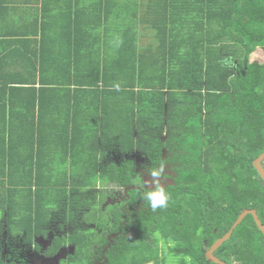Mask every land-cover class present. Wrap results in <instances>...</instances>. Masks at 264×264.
I'll use <instances>...</instances> for the list:
<instances>
[{
  "label": "trees",
  "instance_id": "obj_1",
  "mask_svg": "<svg viewBox=\"0 0 264 264\" xmlns=\"http://www.w3.org/2000/svg\"><path fill=\"white\" fill-rule=\"evenodd\" d=\"M53 2L41 28H93L92 59L0 65V264L5 244L34 247L71 223L48 249L72 245L64 264H212L205 252L242 210L264 226L252 165L264 151V62H250L264 50V0ZM135 152L152 171L170 166L166 207L143 198L156 188L138 182ZM214 255L264 264L251 215Z\"/></svg>",
  "mask_w": 264,
  "mask_h": 264
},
{
  "label": "crops",
  "instance_id": "obj_2",
  "mask_svg": "<svg viewBox=\"0 0 264 264\" xmlns=\"http://www.w3.org/2000/svg\"><path fill=\"white\" fill-rule=\"evenodd\" d=\"M41 1L43 2V0H0V51L3 55L13 58L10 61L0 58V65L4 67L3 73L9 74L8 66L12 63H33L34 56L39 62V55H41L40 62L48 65L91 63L93 28H69L67 24L66 26L56 24L54 28H41V25L43 27L40 20ZM48 7L51 14L59 11V6L53 0H48ZM106 29L108 28H95V32H102L106 36ZM115 30L117 31V28ZM105 38L107 41V37ZM18 47L22 55H9ZM19 72L23 73L22 70ZM54 77L56 78L52 75L49 78L54 79Z\"/></svg>",
  "mask_w": 264,
  "mask_h": 264
},
{
  "label": "flooded vegetation",
  "instance_id": "obj_3",
  "mask_svg": "<svg viewBox=\"0 0 264 264\" xmlns=\"http://www.w3.org/2000/svg\"><path fill=\"white\" fill-rule=\"evenodd\" d=\"M137 152H135L133 155H132V160H133V163H134V166H136V161L134 159L135 157V154ZM142 159L145 160V164L142 166L144 171H147L148 174H151L152 173V170H151V167L147 164L146 162V159L143 158V156L139 153H137ZM163 168H167L169 173L170 174H166L164 173L163 171H161V175L159 177H155V178H159L163 181V183L160 185L162 188L164 187H167V185H170L172 184V179L174 177L172 171L170 170V166L168 165H163L161 167H159L157 169V171L163 169ZM135 172L137 173L138 175V182L140 183L141 187L145 190H153L156 188V186H146V184H144V181L142 180V174L141 173H138L136 168H135ZM131 187H134L136 188L135 186H127L123 189H120V190H117L113 193V196H111L112 198L108 197L104 203V206L107 205V204H120L123 202V200L127 197L126 196V193H127V190ZM78 227L76 226L75 224L71 223V224H68V225H65L62 227V229L60 228H52L49 233L47 234L46 238H36L34 240L35 242V246L37 247L35 249V246L32 247V246H28V245H25L23 243H19V242H15V243H10L9 246L7 247L6 244L4 245V251H3V256H5L6 259H4V264H28L27 261H26V256L23 258L24 254L26 255L27 251H30L29 253H32L33 255H35L36 257H41L45 260H49V259H55L56 257L59 256V253H61L62 251H65L64 253V256L59 258L57 261H56V264H64L66 263V261L68 260L69 256H71V253H72V245L70 244H65L63 246H61L56 252H54L53 254L49 253V247H50V243H51V240L54 239L55 237L57 238H60V237H63V238H66L68 234H71L74 229ZM55 231L53 233V231ZM50 235H52L50 237ZM116 237L115 234H111L108 236V241H110L111 239H114ZM39 240H42V241H45V240H48V245L46 247H42L40 244H39ZM104 252V251H103ZM104 259L103 258H99L97 259L94 264H103L105 263V260L103 261Z\"/></svg>",
  "mask_w": 264,
  "mask_h": 264
},
{
  "label": "rangeland",
  "instance_id": "obj_4",
  "mask_svg": "<svg viewBox=\"0 0 264 264\" xmlns=\"http://www.w3.org/2000/svg\"><path fill=\"white\" fill-rule=\"evenodd\" d=\"M250 62H258V63H263L264 62V50L261 48L256 49L251 55H250ZM135 161H136V170L138 173L142 174V180L144 181V184H146V186H157V184L161 185L163 183L164 180L159 179V178H154L151 174H148L147 171H144L143 169V165L145 164V160L142 159L137 153L135 154L134 157ZM162 171L166 174H170L167 168H163ZM53 231V230H52ZM55 231H53L54 233ZM55 234V233H54ZM52 235H50L51 237ZM39 244L42 247H46L48 245V240L42 241L39 240ZM30 251H27L26 255L24 254L23 258L26 256V261L28 264H56V261L64 256L65 251H62L61 253H59V256L56 257L55 259H49V260H45L41 257H36L35 255H33L32 253H29ZM169 262L174 263L175 259L173 257H169L168 258Z\"/></svg>",
  "mask_w": 264,
  "mask_h": 264
},
{
  "label": "water",
  "instance_id": "obj_5",
  "mask_svg": "<svg viewBox=\"0 0 264 264\" xmlns=\"http://www.w3.org/2000/svg\"><path fill=\"white\" fill-rule=\"evenodd\" d=\"M264 160V151L253 161V168L260 177V179L264 183V169L261 166L262 161ZM251 215L252 219L259 230V232L264 236V226L261 224L260 220L257 217V213L255 210H247L244 209L242 212L238 215L235 222L232 224L230 229L226 234H224L221 238L217 239L211 247L205 252V259L207 262L212 264H225L223 261L219 260L215 255L214 252L221 247V245L226 242L232 235V232L234 229L243 221V219Z\"/></svg>",
  "mask_w": 264,
  "mask_h": 264
},
{
  "label": "clouds",
  "instance_id": "obj_6",
  "mask_svg": "<svg viewBox=\"0 0 264 264\" xmlns=\"http://www.w3.org/2000/svg\"><path fill=\"white\" fill-rule=\"evenodd\" d=\"M161 170H153L151 175L155 177H159L161 175ZM145 200H147L150 204L153 210L157 208L166 207L167 201L169 199V196L165 193L164 189L157 184L156 189L154 191H148L144 193Z\"/></svg>",
  "mask_w": 264,
  "mask_h": 264
}]
</instances>
